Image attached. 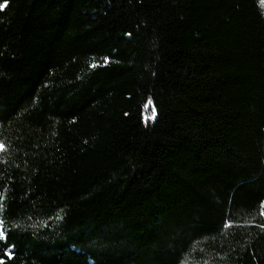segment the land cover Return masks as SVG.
<instances>
[{
    "label": "trees",
    "instance_id": "1",
    "mask_svg": "<svg viewBox=\"0 0 264 264\" xmlns=\"http://www.w3.org/2000/svg\"><path fill=\"white\" fill-rule=\"evenodd\" d=\"M0 143L6 264H264V0H8Z\"/></svg>",
    "mask_w": 264,
    "mask_h": 264
},
{
    "label": "snow or ice",
    "instance_id": "2",
    "mask_svg": "<svg viewBox=\"0 0 264 264\" xmlns=\"http://www.w3.org/2000/svg\"><path fill=\"white\" fill-rule=\"evenodd\" d=\"M7 2L8 0H4L3 3H0V9L5 8L7 6ZM92 67H97V65L93 64ZM4 148H5V145L3 143H0V151H3ZM7 239L8 238H7V235L5 234V231L3 230L2 227H0V241H7ZM3 247L5 248V251L3 252L2 255H0V264H6L5 257H7V259L14 258V253L11 251L8 244L5 243ZM12 247H14V245H12Z\"/></svg>",
    "mask_w": 264,
    "mask_h": 264
}]
</instances>
